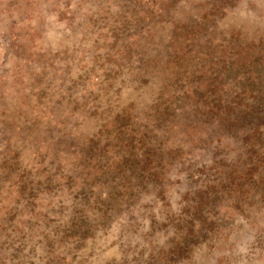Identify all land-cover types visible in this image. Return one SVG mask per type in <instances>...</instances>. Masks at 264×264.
Segmentation results:
<instances>
[{
	"label": "rangeland",
	"instance_id": "374dc122",
	"mask_svg": "<svg viewBox=\"0 0 264 264\" xmlns=\"http://www.w3.org/2000/svg\"><path fill=\"white\" fill-rule=\"evenodd\" d=\"M0 264H264V0H0Z\"/></svg>",
	"mask_w": 264,
	"mask_h": 264
},
{
	"label": "trees",
	"instance_id": "16d2710c",
	"mask_svg": "<svg viewBox=\"0 0 264 264\" xmlns=\"http://www.w3.org/2000/svg\"><path fill=\"white\" fill-rule=\"evenodd\" d=\"M259 76H260V74H259Z\"/></svg>",
	"mask_w": 264,
	"mask_h": 264
}]
</instances>
